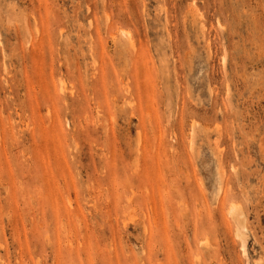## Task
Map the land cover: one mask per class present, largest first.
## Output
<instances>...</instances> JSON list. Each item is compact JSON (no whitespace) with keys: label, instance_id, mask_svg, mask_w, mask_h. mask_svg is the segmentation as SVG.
<instances>
[{"label":"rangeland","instance_id":"374dc122","mask_svg":"<svg viewBox=\"0 0 264 264\" xmlns=\"http://www.w3.org/2000/svg\"><path fill=\"white\" fill-rule=\"evenodd\" d=\"M0 264H264V0H0Z\"/></svg>","mask_w":264,"mask_h":264},{"label":"bare ground","instance_id":"6f19581e","mask_svg":"<svg viewBox=\"0 0 264 264\" xmlns=\"http://www.w3.org/2000/svg\"><path fill=\"white\" fill-rule=\"evenodd\" d=\"M236 213H237V211L235 210V207H232V208H231V211H230V214H231L232 216H234V215H237ZM239 215H240V214H239Z\"/></svg>","mask_w":264,"mask_h":264}]
</instances>
